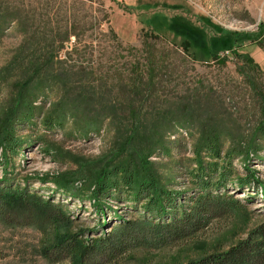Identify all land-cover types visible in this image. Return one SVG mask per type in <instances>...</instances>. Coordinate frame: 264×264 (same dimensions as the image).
<instances>
[{
	"label": "rangeland",
	"instance_id": "obj_1",
	"mask_svg": "<svg viewBox=\"0 0 264 264\" xmlns=\"http://www.w3.org/2000/svg\"><path fill=\"white\" fill-rule=\"evenodd\" d=\"M21 88L36 98L21 105L34 111L30 120L11 117ZM51 112L61 126L46 127ZM179 116L193 125L174 122ZM263 117L264 0H0V129L11 118L21 140L10 155L9 187L39 195L71 222L57 229L28 223L27 213L0 218V264H71L43 250L57 251L67 231L82 232L85 243L110 241L137 218L132 200L98 202L89 191L134 126L152 135L132 140L131 149L151 152L148 169L185 191L184 203L199 192L192 187L198 128L222 130L227 148L231 139L246 144ZM233 166L227 184L212 189L230 204L204 230L163 243L148 232L116 264H188L251 236L264 240V183L253 181L264 182V150ZM6 173L0 162V181ZM248 174L250 183L235 179ZM63 176L75 181L60 186Z\"/></svg>",
	"mask_w": 264,
	"mask_h": 264
},
{
	"label": "trees",
	"instance_id": "obj_2",
	"mask_svg": "<svg viewBox=\"0 0 264 264\" xmlns=\"http://www.w3.org/2000/svg\"><path fill=\"white\" fill-rule=\"evenodd\" d=\"M237 40L238 37L232 38L233 42ZM183 47L188 50V46L185 44ZM32 95L33 92L28 88H21L17 94L18 102L12 111L13 120L19 112L24 120L32 119L34 111L21 109L23 103L28 105L27 100L36 99ZM29 106L32 108L33 101ZM180 117H175L174 122L193 125L194 122L189 117ZM60 119V116L51 112L44 120V124L48 128L58 124L61 126ZM16 133L17 128L13 127V121L11 118H6L0 129V147L3 149L0 162L3 165L4 173L9 166L15 165L14 158L10 155L15 153L21 145V140ZM197 133L194 151L197 155L198 167L192 171V187L199 189V192H196L198 193L197 197L188 198L185 196L183 198L185 201L182 203L180 199L181 195H185L183 193L185 191L169 188L161 182V178L148 169L150 168L148 156L151 152L148 149L143 151L145 146L140 152L137 149H131L130 142L141 140L146 143L152 134L143 132L142 127L134 126L133 130L125 136L124 141L120 143L124 149H120L118 159L98 172L96 178L90 183L89 191L90 196L98 202H102L105 198L119 202L127 199L132 200V205L137 203L141 206H132L138 213L137 218L128 220L129 225L121 224L110 241L99 237L94 239L93 243H85L81 236L82 232L67 231L64 236H60L59 243L56 245L57 251L50 253L49 248H45L44 256L50 261L64 263L69 258L71 264H116L118 256L125 254L133 244L132 242L137 241L140 245L145 244L146 242L143 241L148 232L158 236V241L163 243L187 238L204 230L214 218L216 211H222L230 204L226 194L223 192L214 193L212 189H220L227 184L228 179H231L235 168L233 166L234 159L242 157L248 160L252 152L264 150V117L246 144L231 139L229 146L225 148L223 132L216 126H201ZM258 137L262 139L261 143L258 142ZM6 175L7 178L0 181L1 219L7 220L15 212H19V215L24 219L25 213L32 218L28 223L36 219L41 225L55 223L57 229L71 226V222H68V218H65L56 206L47 203L39 195H27L19 187L10 188L9 174L6 173ZM251 177L253 178L248 174L235 179L240 185H244L250 183ZM56 181L60 186L65 187L66 185L67 187L75 180L63 176L56 178ZM253 181L264 183L257 177H254ZM97 206L101 208L100 205ZM100 212L102 216L103 211ZM102 225L103 223L99 224V226ZM140 233L145 236L139 237ZM103 258H105V262ZM188 264H264V240L259 241L251 236L250 239L242 241L224 252L205 255L191 260Z\"/></svg>",
	"mask_w": 264,
	"mask_h": 264
},
{
	"label": "built area",
	"instance_id": "obj_3",
	"mask_svg": "<svg viewBox=\"0 0 264 264\" xmlns=\"http://www.w3.org/2000/svg\"><path fill=\"white\" fill-rule=\"evenodd\" d=\"M226 53H227V55H228L229 51H226Z\"/></svg>",
	"mask_w": 264,
	"mask_h": 264
}]
</instances>
